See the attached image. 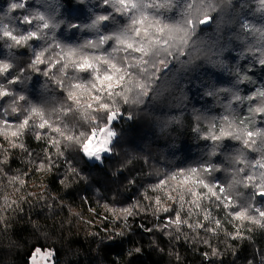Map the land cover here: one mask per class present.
<instances>
[{"label":"clouds","instance_id":"9594fccd","mask_svg":"<svg viewBox=\"0 0 264 264\" xmlns=\"http://www.w3.org/2000/svg\"><path fill=\"white\" fill-rule=\"evenodd\" d=\"M0 264H264V0H0Z\"/></svg>","mask_w":264,"mask_h":264}]
</instances>
